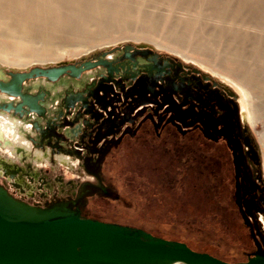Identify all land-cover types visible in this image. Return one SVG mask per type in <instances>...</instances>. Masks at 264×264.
<instances>
[{
	"label": "flooded vegetation",
	"instance_id": "1",
	"mask_svg": "<svg viewBox=\"0 0 264 264\" xmlns=\"http://www.w3.org/2000/svg\"><path fill=\"white\" fill-rule=\"evenodd\" d=\"M69 64L77 71L46 77L53 83L72 79L56 91L24 87L40 76L23 82V92L37 97L41 111L27 104L10 111L30 121L25 135L33 149L49 151V160L69 155L83 175L67 180H77L76 187L49 192L47 178L31 163L25 162L26 170L3 159L2 185L39 207L63 206L149 231L124 217L135 215L138 206L143 215L153 206L167 213L193 211L197 194L196 210H213L225 225L233 223L232 246L240 254L235 261L264 254L262 157L232 87L193 63L130 44ZM14 97L8 103L16 107L23 99ZM190 198L187 207L178 204Z\"/></svg>",
	"mask_w": 264,
	"mask_h": 264
},
{
	"label": "bare ground",
	"instance_id": "2",
	"mask_svg": "<svg viewBox=\"0 0 264 264\" xmlns=\"http://www.w3.org/2000/svg\"><path fill=\"white\" fill-rule=\"evenodd\" d=\"M242 6L245 7V5ZM162 8L169 12L175 10L171 24L166 26L164 32L165 23L159 18V15L162 16L165 11ZM245 16L246 13L243 9L233 8L228 0H0V58L2 59L0 66L3 62L9 63L15 68L27 67L33 63L49 64L56 62L59 59L51 49L58 42H62V37L70 34L81 37V33L104 30H109L108 34L104 35V38L109 37L107 43H111V40L120 41L125 38L141 39V41L143 38L155 40L160 48L181 53V56L187 60L196 62L203 61L195 55L189 54V52L204 54L201 50H209V47L206 49L207 43L214 44L217 40H225L223 44L224 55L226 53L235 61L247 64L245 56L264 58V42L262 43L257 39L258 43H255L252 37L255 33L252 32L254 34L248 37L250 33L247 34L243 30L244 28L240 27L242 24L249 25V18ZM252 21L257 20L252 19ZM198 24H200L199 31L198 33L195 32L193 43H190L189 38H192L194 27ZM114 32L119 35L114 37ZM161 34H163L162 38ZM157 35L159 40L156 38ZM36 41L42 42V46L38 50L34 46ZM100 44L102 43L91 41L87 48L76 49V53L86 52L100 46ZM245 47L250 49V52ZM227 49L230 52H227ZM12 51L23 53V60L20 62L8 60V53ZM203 64L206 66L204 62ZM214 72L220 78L224 77L231 81L242 93L244 120L254 123L264 117L262 94V99L257 101V98L248 89L249 83L245 82L240 74L237 79H233L223 72L220 73L217 70ZM262 74L264 75V73ZM0 75H2L1 70ZM0 78L6 80L9 77L8 74L4 73ZM71 80L64 76L57 83H53L45 76H40L25 81L24 87L35 91L39 86L45 85L56 91L62 85H68ZM13 98H15L14 95L0 90V104L8 103ZM30 127L31 123L27 118H22L11 111L0 108V149L8 150L10 156L18 158L22 157L25 152H34L35 159L45 158L49 161L47 153L49 151L45 152L43 149L32 148L31 141L25 135ZM260 137H264V131L260 133ZM262 144L264 147V141ZM57 160L72 167L76 165L75 159L62 153L57 155ZM0 175H4L3 166H0ZM173 264L182 263L177 261Z\"/></svg>",
	"mask_w": 264,
	"mask_h": 264
},
{
	"label": "water",
	"instance_id": "3",
	"mask_svg": "<svg viewBox=\"0 0 264 264\" xmlns=\"http://www.w3.org/2000/svg\"><path fill=\"white\" fill-rule=\"evenodd\" d=\"M73 64L34 66L28 71L10 72L0 79V90L41 111L37 97L23 92L28 78L57 79ZM264 264L257 252L247 260L230 261L192 248L186 241L156 235L151 231L119 222L83 216L63 206L39 207L14 196L0 183V264Z\"/></svg>",
	"mask_w": 264,
	"mask_h": 264
},
{
	"label": "rangeland",
	"instance_id": "4",
	"mask_svg": "<svg viewBox=\"0 0 264 264\" xmlns=\"http://www.w3.org/2000/svg\"><path fill=\"white\" fill-rule=\"evenodd\" d=\"M228 1H230V4L233 8L237 9L238 7L239 9H243V11L246 13L245 17L249 18L248 19L249 25L242 24V26H240L242 29L244 28L243 30L246 31L247 34L250 33L248 37L255 33L252 36L253 39L255 40V43H258V40L263 43L264 42V0H228ZM242 5H245V7ZM164 10L165 11L162 13V16L159 15L160 20H163L165 23L163 26V32L165 31L166 26L171 24L172 17H174V14H175V10L173 12L172 11L169 12L167 9H164ZM166 11L170 13L171 16L168 15ZM252 19L257 20V21H252ZM199 25L200 24L194 27L192 38H189L190 43L191 42L193 43V38H194L193 35L195 34V32L198 33ZM108 32L109 30H104L101 32L89 31L87 33H81L80 36L82 38L78 37L75 34L74 35L70 34L66 37H62L61 38L62 42H58V44L54 45L53 48L51 49L53 50V53H55V55L57 56V59H59L56 62L49 63V64L33 63L32 65H29L23 68H17V67L15 68L11 64L3 62L0 66V70L2 72V75L5 73V74H8V77H9L10 72H13V71H28L32 69L34 66H54V65H63V64H69V63H77L85 59L96 57L105 52L120 50L122 49L123 46L130 44V45H135V46H140V47H148V48H151L153 50H156L162 53L176 56L182 60H185V61H188L190 63L197 65L202 70L210 74H213L221 82L232 87L238 93L241 109L243 107V104L241 102L242 97H243L242 93L236 88V86L231 81L225 79L224 77H221L222 78L221 79L218 76V74H215L214 70H217L220 73L223 72L229 75V77H232L233 79H237L238 75L240 74V76L244 78V81L249 83L248 89L250 90L251 94L255 98H257L256 100L258 101L261 98V94H262V97L264 98V94H263L264 93V88H263L264 80H262L264 79V75L262 74L264 73V58H262L261 56H258V57L257 56L253 57L250 55H249L250 57L245 56L246 63L247 64L249 63L248 65L245 63H241L239 61H235L230 56H228L226 53L224 55V52H223L224 45L223 44L225 40H222V41L217 40V42L218 41L219 42L214 43L215 45L213 43L212 44L207 43L206 49L209 47L208 48L209 50H201L204 54H197V53L195 54V53L189 52V54L195 55L198 59L202 60L206 64L205 66L203 62L187 60L186 58H184V56H181L182 55L181 53H177L175 51H171L170 49H166V48H160L159 46H157V43L155 42V40L153 41V40H148V39L143 38L141 41V39L135 40L132 38H125L120 41L111 40L112 41L111 43H107L108 42L107 39L109 37L104 38L105 37L104 35H107ZM118 35L119 34L115 33L114 37ZM162 35L163 34L160 35L161 38L163 37ZM156 38L158 40L160 39L158 35L156 36ZM91 41H98V43H102V44L86 52H83L80 54L76 53V49L87 48L89 46V42ZM216 45H219V46H216ZM34 46L36 47V50H38L39 48H41L40 46H42V42L36 41L34 42ZM211 48H214L216 51ZM245 48L247 49V47ZM249 48H252V47H249ZM247 51L250 52V49L249 50L247 49ZM227 52H230V51L227 49ZM8 55H9L8 60L15 61V62H20L24 58L23 53L19 51L17 52L12 51L8 53ZM223 56L225 59L223 58ZM0 60L2 59L0 58ZM2 75H0V77ZM248 125L250 126L255 136L256 143L261 153V157H262L261 170L264 176V147L262 144V141H264V137L262 138L260 137V133L264 131V117H262L261 119H258L254 123L248 122ZM9 153L10 152H8V150L1 148L0 149V160L4 159L12 164L25 165L26 170H28V168L25 162L31 163L32 171L38 173L41 176H45L47 178V182H46V185L44 186V190H47L49 192L53 190L61 191L63 189V186H65V189H67V187L73 188V185L74 187H76L77 180L76 181L74 180V182L70 185H68L67 180L70 177H76L77 175L78 176L83 175L77 172V169H75L76 166L72 167V166L66 165L65 163L63 164L58 160L48 161L45 158L35 159L34 152L27 153V155H25L23 158L12 157L10 156L11 154ZM0 166H3V165H0ZM10 178L11 177H9V179ZM4 181L7 184H10L12 188H15V186L9 183L8 180L4 179ZM34 186L36 187V183L34 184ZM197 196L198 195L196 194V196L194 197V201L193 199L190 198V199H187L186 201L183 200L180 203H178L180 206L181 204L182 206L184 204V206L187 207L188 203L192 204V201H193L194 202L193 211L189 210L187 212V210L184 209V210H180L178 213H175V212L167 213V212H162L160 210H157L158 208L152 205L153 208H151L152 206L149 207V209L151 208L150 213L148 215H143L141 213L142 206H138L137 210H135V213H134L135 215L131 217L125 216L124 219L125 220L129 219L130 221L136 224L144 223L150 227V230L152 232L157 233L158 235H161L167 238H177L180 240H185L191 245V247H193L196 250L207 251L216 256H220L230 261L237 260L236 256L240 254L237 251V249L232 246V244L234 243V236L232 235V232L229 230V229H233V226H234L233 223L227 222V224L225 225L224 223L220 221L222 220L221 216L215 215L213 213V210H211V212H207L206 214L203 213L204 212L203 210H200V211L196 210V208L200 207L199 205H201V202L199 201L200 199ZM135 201L136 203L134 205H136L137 203L138 204L141 203L139 196H136Z\"/></svg>",
	"mask_w": 264,
	"mask_h": 264
},
{
	"label": "trees",
	"instance_id": "5",
	"mask_svg": "<svg viewBox=\"0 0 264 264\" xmlns=\"http://www.w3.org/2000/svg\"><path fill=\"white\" fill-rule=\"evenodd\" d=\"M152 233H154V232H152ZM154 234H156V235H158L157 233H154ZM161 236V235H160ZM172 239H177V238H172ZM178 240H180V239H178ZM183 241H185V240H183ZM187 242V241H186ZM188 243V242H187ZM189 244V243H188ZM190 245V244H189ZM191 246V245H190ZM193 248V247H192ZM218 257H220V256H218ZM222 258V257H221ZM223 259H225V258H223Z\"/></svg>",
	"mask_w": 264,
	"mask_h": 264
}]
</instances>
